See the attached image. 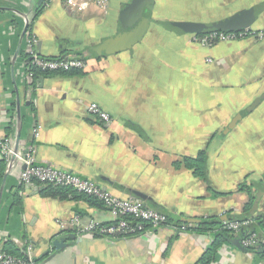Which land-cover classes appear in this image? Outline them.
<instances>
[{
  "label": "crops",
  "instance_id": "1",
  "mask_svg": "<svg viewBox=\"0 0 264 264\" xmlns=\"http://www.w3.org/2000/svg\"><path fill=\"white\" fill-rule=\"evenodd\" d=\"M38 1L0 0V138L15 142L18 107V147L35 164L98 182L120 198L138 199L140 193L146 206L160 212L200 219L241 215L254 194L251 183L264 178V100L225 129L264 94V11L243 38L209 48L154 24L130 52L103 59L88 55L82 74L45 75L42 84L37 79L31 85L33 52L51 59L96 45L116 32L121 5L129 0H109L105 11L59 0L38 7ZM154 1L152 18L170 22L160 17L165 7ZM207 2L220 13L211 23L264 0ZM70 43L79 46L71 49ZM90 103L108 113V125L88 114ZM202 146L204 178L175 166L196 157ZM21 170L17 164L7 172L4 165L0 251L9 240L34 264H196L214 240L215 231L169 227L124 238L78 234L67 224L72 218L109 224V211L82 200L42 198L35 186L20 182ZM241 185L252 189L240 191ZM15 195L20 208L12 205ZM263 213L264 204L248 226L260 236L264 227L256 218ZM64 235L69 248L49 251L46 241ZM211 264H264V253L241 252L225 242Z\"/></svg>",
  "mask_w": 264,
  "mask_h": 264
},
{
  "label": "built area",
  "instance_id": "2",
  "mask_svg": "<svg viewBox=\"0 0 264 264\" xmlns=\"http://www.w3.org/2000/svg\"><path fill=\"white\" fill-rule=\"evenodd\" d=\"M52 1V0H50ZM66 6L74 1L80 3H92L98 8H107L108 0H59ZM247 32L234 33L232 39H241ZM210 36V35H209ZM213 36H219L213 34ZM221 36V35H220ZM226 37V36H225ZM219 39H223L220 37ZM207 41V38L202 39ZM31 63L29 64V78H33V70L40 72H68L72 69L82 70L86 65V57H68L64 59L57 57L53 59H46L38 56L33 52L30 56ZM87 112L97 121L108 122L109 116L95 103H90L87 107ZM37 133V129H34ZM0 150L2 159L6 164L7 171L13 169L17 164L22 165L19 173L20 182L24 186H35V182L46 183L55 186L70 187L73 190L83 193L87 196L94 197L101 201L104 207L109 211L112 216V222L109 225H103L97 221L89 220L82 222L78 217L71 219V226L77 230L79 234H88L101 238H113L117 236H124L128 234L140 235L146 232L145 226L149 228L169 227L175 232L184 230L183 227H174L167 225V217L164 213L149 208L145 203L139 199H124L113 195L108 190L101 187L99 184L92 180L83 179L70 171L55 169L51 166H36L32 154L29 152H14V142L8 138H1ZM11 157H14L11 160ZM36 187V186H35ZM128 217V219H124ZM264 223V213L261 216ZM250 224L248 220L241 221H226L223 222V229L230 231L233 237L239 235L243 228H247ZM241 246L246 250H258L264 248V234L258 235L256 232H246L241 239ZM0 264H34L30 259H18L7 255L0 251Z\"/></svg>",
  "mask_w": 264,
  "mask_h": 264
},
{
  "label": "water",
  "instance_id": "3",
  "mask_svg": "<svg viewBox=\"0 0 264 264\" xmlns=\"http://www.w3.org/2000/svg\"><path fill=\"white\" fill-rule=\"evenodd\" d=\"M45 0H39L37 6L44 5ZM154 0H129L127 3L121 5V9L119 11V15L117 18L118 28L113 35H110L104 39H102L99 43L94 46L84 47L81 51H76V53H68L61 55L64 59H67L69 55H79L84 57L85 55H90L93 59H103L109 56H115L120 53L130 52L133 48L141 43L146 37L151 25L159 24L166 29H170L176 33L180 34H208L213 30H251V26L256 23L259 19V16L264 11V2L258 5H255L249 9L241 10L233 15L226 17L224 19L218 20L212 23H191V22H161L156 21L152 18L153 9H154ZM28 27V23L25 24L24 29L22 31V37L24 36ZM79 44L70 43L71 49L78 47ZM86 57V56H85ZM38 82L42 84V78H38ZM41 86V85H40ZM264 100V94L257 97L249 106L240 111L229 123L226 127L225 132L231 130L238 122H240L243 118L248 116L259 104ZM18 104V103H17ZM17 133L16 139L14 142V152H18L19 145L18 140L20 136V127L21 120L19 115V109L17 107ZM140 133V132H139ZM14 157H11V160ZM207 161V157H206ZM36 166H40L36 164ZM50 166V165H48ZM206 166V165H205ZM24 169V167H22ZM7 170V168H6ZM206 170V167H204ZM8 172V171H7ZM252 188L254 190V194L251 195L252 205L246 216L251 217L254 216L257 212L258 208L264 204V178L258 182L251 183ZM1 194V193H0ZM136 196L139 200L145 201L147 197L140 193H136ZM145 203V202H144ZM165 216H171L177 222H180L183 225L188 226H197L200 224H218L226 221H241V215H232L225 214L221 215L218 218L213 219H205V218H196V217H186L183 215H177L169 212H164ZM242 231L238 236L229 238L226 242L237 249L238 251L245 252L241 246V235ZM61 234L58 235H62ZM67 235L63 237H51L46 241V245L49 247V251L55 250L63 251L69 248L70 243H67ZM71 241L75 240L73 235L70 236ZM209 248V247H208ZM49 251H46V256ZM260 253H264V248L259 249ZM27 258V257H25Z\"/></svg>",
  "mask_w": 264,
  "mask_h": 264
},
{
  "label": "trees",
  "instance_id": "4",
  "mask_svg": "<svg viewBox=\"0 0 264 264\" xmlns=\"http://www.w3.org/2000/svg\"><path fill=\"white\" fill-rule=\"evenodd\" d=\"M41 12H42V10L40 7L36 10L35 17H37ZM208 34L202 33V34H198L196 36H197V39L199 41H201ZM51 59H53V58H51ZM32 72H33V78H32V84L31 85H34L36 80L39 77L45 76V75L59 74V75H63V76H69V75H77V74L80 75V74H82V70H75V69H72L68 72H60V71L59 72L58 71L57 72H40L37 70H33ZM206 157H207V152L205 150L199 151L196 157H194V158L184 157V158H182L181 162L175 163V166L176 167L183 166L187 170H193V173L195 176H197L199 178H204V173H205L204 167L206 165ZM4 165H5V162H4V160H2L0 162V184L2 181V177H3ZM35 186L37 188L39 196L42 198L54 199V200H60V201H64V200H68V199L82 200L92 207H96V208H100V209L105 208L101 201L95 199L94 197L87 196L83 193L77 192L70 187L55 186V185H51V184L38 183V182H35ZM239 188H240V191H246V192H248L252 189L250 186L247 187L244 185H241ZM12 205L14 207H19V208L21 207L22 201L18 195H15L13 197ZM251 205H252V199H251V195H250V200L245 205V208L243 209V213L241 214V217H242L241 220H248V221L251 220L252 216L251 217L246 216L247 212L251 208ZM162 213H164V212H162ZM229 214H231V212H229ZM124 219L128 220L129 218L124 217ZM205 219H213V218H205ZM129 220L131 221V219H129ZM256 220L258 223H260L264 227V223L262 222L260 217H257ZM109 224H111V223H109ZM109 224H103V225H109ZM167 225H171V226L178 227V228L183 227L184 231L192 230V231L200 232V233L215 231L214 240H213L212 244L206 250V252L201 256V258L198 260V262H196V264H211L215 259V254H216V251L218 250V248L220 246H222L226 242L227 239L233 238V235L230 231L223 229V222L218 223V224H211V225L210 224H200L197 226H188V225H183L180 222L175 221L174 219L171 218V216L168 215L167 216ZM145 228L148 229L149 228L148 225H146ZM248 231L253 232L251 230V227L250 228L247 227V228H243L241 235L244 236L245 233ZM130 236H136V235H134V234H128V235H124V236L120 235V236H117V238H124V237H130ZM1 251H3L7 255L12 256L14 258L23 259L22 255L20 253V250L17 249L14 246V244L9 240H6L3 243V247H2ZM246 252L256 253L258 255H261V253L259 252V249L258 250H249L248 249V250H246Z\"/></svg>",
  "mask_w": 264,
  "mask_h": 264
},
{
  "label": "rangeland",
  "instance_id": "5",
  "mask_svg": "<svg viewBox=\"0 0 264 264\" xmlns=\"http://www.w3.org/2000/svg\"><path fill=\"white\" fill-rule=\"evenodd\" d=\"M156 3L159 5H163L165 7L164 10H162V12L160 13V15H161L160 17L168 18L167 21H170V22L186 21V22H191V23H209L211 20H216L217 16H220V13H217L219 11L214 12V11H210L208 9L209 5H208L207 0H156ZM78 4H80V2L74 1L70 5V7L75 8ZM86 4H90L91 6L95 7L96 9H98L100 11L106 10V8L100 9L95 4H92V3H86ZM108 4H109V0L107 2V7H108ZM63 5L65 6L64 3H63ZM165 22H166V20H165ZM244 31L249 32L247 30H239V31H235V30H213L205 37V38H207V41H205V42L202 40L199 41L197 39V36L193 35V34H190L188 37H190L191 43H193L194 45L199 44L202 47L209 48V47H213L214 45L222 43V42L225 43V42L237 41L238 40L237 38H235V39L231 38L232 35L234 33H239V32H244ZM213 34H216V35L219 34V36H213ZM220 37H222L223 39H219ZM73 56L80 57L79 55H69L68 57H73ZM85 56L88 57V54ZM207 61L212 62V59H207ZM100 109H102V108H100ZM106 114H108V113H106ZM110 120H111V118L109 116L108 122H101V121H98V122H99V124H101V126L102 125L106 126L111 122ZM0 140H1V138H0ZM209 143H211V140L210 141L208 140L206 144H209ZM210 147L211 146H209V148ZM204 150L207 151V148L204 149V146H202L200 151H204ZM96 183L98 184V182H96ZM104 189H106V188H104ZM154 210H157V209H154ZM70 221L67 224H68V226L72 227Z\"/></svg>",
  "mask_w": 264,
  "mask_h": 264
}]
</instances>
